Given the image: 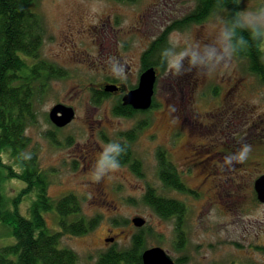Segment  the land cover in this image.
<instances>
[{
    "label": "rangeland",
    "instance_id": "obj_1",
    "mask_svg": "<svg viewBox=\"0 0 264 264\" xmlns=\"http://www.w3.org/2000/svg\"><path fill=\"white\" fill-rule=\"evenodd\" d=\"M197 1H35L34 8L44 17L48 32L41 58L54 62L67 75L35 84L37 117L27 128V151L37 154L40 168L51 173L49 195L53 199L76 194L88 218L100 216L97 227L86 235H64L61 239L62 247L79 254V264H95L99 254L113 245L128 247L143 228L147 229L144 235L149 246L160 244L182 264H264V203L257 200L254 186L264 175V83L248 71L247 60L234 56L228 67L212 74L193 69L173 75L166 63L164 69L158 68L155 107L148 114L128 118L115 115L113 108L119 96L113 93L104 96L99 105L95 103V97L114 78L124 85L123 97L138 87L144 53L167 30L169 46L177 48L212 38L214 31L205 29L226 20V9L204 22L171 30L173 23L194 12ZM239 2L241 8L264 5V0ZM111 58L124 65L122 75L111 71ZM58 103L76 110V118L63 128L49 118ZM169 105H174V110ZM146 118L150 125L132 144L144 177L121 165L96 180L91 165L81 160L78 146L84 149L85 144H96L97 153L103 143L120 140L121 131L127 132ZM245 142L253 146L247 159L227 164L224 156ZM159 148L168 152L197 197L163 188L156 156ZM3 156L5 164L15 166L10 155ZM16 171L9 175L7 167L3 170L6 177L2 184L8 199L16 198L26 187L20 164ZM149 185L187 205L183 250L175 248L178 218L164 219L144 203ZM36 198L33 191L22 200L23 215H29ZM44 215L47 226L60 232L55 209ZM136 216L145 218L146 225L135 226L132 220ZM111 237L114 241L107 242ZM14 243L9 226L0 221V248Z\"/></svg>",
    "mask_w": 264,
    "mask_h": 264
},
{
    "label": "trees",
    "instance_id": "obj_2",
    "mask_svg": "<svg viewBox=\"0 0 264 264\" xmlns=\"http://www.w3.org/2000/svg\"><path fill=\"white\" fill-rule=\"evenodd\" d=\"M35 1L0 0V221L9 226L15 238L14 244L0 248V264H79V254L72 248L62 247L61 239L64 235H86L97 227L100 216L88 218L82 212L81 199L76 194L69 193L53 199L49 195L51 173L40 168L37 154L32 153L31 158L27 160L19 155L27 150L30 143V138L26 135L27 128L36 122L35 84L67 75L54 62L41 58L48 32L44 17L34 8ZM224 9L227 10L225 11L227 20L236 10L242 8L239 0H198L194 12L173 23L170 26L171 30L204 22L213 13L222 12ZM168 31L154 40L150 49L144 53L141 74L149 68H155L157 72L161 70L158 68H165L166 62L161 57V49L169 46L166 37ZM235 56L247 60L248 71L264 83V51L260 42L251 41L249 47ZM111 81L117 82L115 78ZM102 92L95 97V103L98 105L104 96L112 95L105 90ZM118 96V103L113 112L119 117L148 114L151 112L150 109L155 107L153 99L149 109L136 110L123 104L122 94ZM149 125L146 118L127 132H120L122 139L120 140L127 148V151L121 154V165L128 166L138 177H144L143 166L141 160L135 156L132 144ZM4 152L15 161V166L5 164L3 154L7 158L9 155ZM156 156L159 179L165 190L198 196V193L186 184L165 149L159 148ZM18 164L24 171L20 177L26 182V187L18 192L16 198L8 199L2 184L6 177L3 170L7 167V173L14 175ZM33 191L36 192L37 198L30 207L29 215L25 216L21 213L20 205ZM143 200L160 217L178 218L175 248L183 250L187 242L184 231L187 205L177 198L159 194L156 188L150 185ZM53 209L57 213L60 232H54L47 226L44 213ZM114 222L118 224L115 219ZM125 223L123 220V224ZM146 230L140 229L126 248L113 245L101 252L95 264H144L142 254L147 249L160 245L149 246L147 235H144ZM173 259L176 264H182L181 259Z\"/></svg>",
    "mask_w": 264,
    "mask_h": 264
},
{
    "label": "clouds",
    "instance_id": "obj_3",
    "mask_svg": "<svg viewBox=\"0 0 264 264\" xmlns=\"http://www.w3.org/2000/svg\"><path fill=\"white\" fill-rule=\"evenodd\" d=\"M205 30L214 31V36L187 42L179 48L172 45L161 49V57L173 75H181L193 69L199 73L212 74L220 68L228 67L233 57L249 47L251 41L260 42L264 46V5L238 9L227 20L211 24ZM109 66L114 74H123L124 65L119 59L111 58ZM169 107L174 110V105ZM252 147L251 143L245 142L235 152L226 154L224 161L229 165L233 161H244ZM126 151V145L118 139L103 143L92 162V176L100 180L119 169L121 154ZM19 155L27 160L32 153L25 150Z\"/></svg>",
    "mask_w": 264,
    "mask_h": 264
},
{
    "label": "water",
    "instance_id": "obj_4",
    "mask_svg": "<svg viewBox=\"0 0 264 264\" xmlns=\"http://www.w3.org/2000/svg\"><path fill=\"white\" fill-rule=\"evenodd\" d=\"M158 72L155 68H149L140 76L138 87L131 90L123 97V104L132 106L136 110H147L151 107L153 96L155 94V83ZM105 91L115 93L118 87L113 84L105 86ZM49 118L57 127L63 128L69 125L75 118V110L73 107L66 105H56L49 113ZM255 191L257 199L264 203V175L258 177L255 181ZM133 223L137 227L146 225V219L141 216L133 218ZM111 242H113L111 240ZM144 264H176L175 260L162 247L155 246L147 249L142 254Z\"/></svg>",
    "mask_w": 264,
    "mask_h": 264
},
{
    "label": "flooded vegetation",
    "instance_id": "obj_5",
    "mask_svg": "<svg viewBox=\"0 0 264 264\" xmlns=\"http://www.w3.org/2000/svg\"><path fill=\"white\" fill-rule=\"evenodd\" d=\"M113 84V85H116L118 88H119V90L116 92V93H113L114 95H120V93L122 92V90L124 89V85L122 84V83H120V82H113V81H111L110 82V84ZM103 85V83L101 84V86ZM58 104H62V103H58ZM65 105V104H64ZM68 106V105H67ZM74 106V105H73ZM71 107V106H70ZM74 108V107H73ZM74 110H75V108H74ZM75 113H76V110H75ZM76 116V115H75ZM76 118V117H75ZM97 149V147H96V144H95V146L92 144V143H90V144H85V146H84V149H81V146H78V149H77V151H78V154L81 156V160H83V162L86 164V165H88V166H90V165H92V162H93V160L95 159V155H96V150ZM83 151V152H82ZM109 232H111V230H109ZM111 240L112 241H114V238L113 237H111L110 239H106V241L107 242H111Z\"/></svg>",
    "mask_w": 264,
    "mask_h": 264
}]
</instances>
